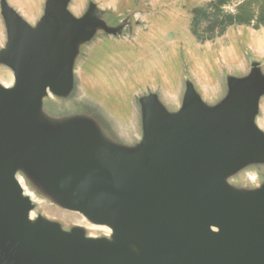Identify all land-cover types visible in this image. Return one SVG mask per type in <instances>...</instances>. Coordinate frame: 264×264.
Returning <instances> with one entry per match:
<instances>
[{"label":"water","instance_id":"95a60500","mask_svg":"<svg viewBox=\"0 0 264 264\" xmlns=\"http://www.w3.org/2000/svg\"><path fill=\"white\" fill-rule=\"evenodd\" d=\"M147 14L44 0L30 21L0 0V264H264V49L237 38L251 61L191 74L178 102L140 95L134 125L79 92L92 45ZM37 196L97 233L37 213Z\"/></svg>","mask_w":264,"mask_h":264},{"label":"rangeland","instance_id":"374dc122","mask_svg":"<svg viewBox=\"0 0 264 264\" xmlns=\"http://www.w3.org/2000/svg\"><path fill=\"white\" fill-rule=\"evenodd\" d=\"M43 1L7 0L30 21L36 20ZM94 1L120 11L129 10V14L148 11L143 29L135 36L103 38L92 45L80 70V94L88 93L106 112L132 125L137 119L136 102L140 95L155 93L166 102H178L179 89L186 80L192 81L191 74L210 84L218 81L221 73L225 78V63L236 62L239 57L248 62L253 59L251 52H244L236 39L241 37V42L248 43L251 39L247 34L258 37L264 31V0ZM193 8H201L204 13L195 22H192ZM237 31L243 35L237 36ZM4 41L0 19V48ZM0 80L10 82L4 68H0ZM170 96H175V100ZM55 107L46 100L45 110L53 111ZM118 124L117 133L125 137L129 126ZM35 204L37 213L47 218L66 226L80 225L89 234L97 233L77 213L59 209L38 196Z\"/></svg>","mask_w":264,"mask_h":264},{"label":"crops","instance_id":"0c3cea01","mask_svg":"<svg viewBox=\"0 0 264 264\" xmlns=\"http://www.w3.org/2000/svg\"><path fill=\"white\" fill-rule=\"evenodd\" d=\"M235 34H239L240 36L243 35V33L240 31L235 32ZM247 35H249V37L251 39V40H249V43L251 45H253L255 47V49H257V50H263L264 49V31L258 37L251 36L250 34H247Z\"/></svg>","mask_w":264,"mask_h":264},{"label":"trees","instance_id":"16d2710c","mask_svg":"<svg viewBox=\"0 0 264 264\" xmlns=\"http://www.w3.org/2000/svg\"><path fill=\"white\" fill-rule=\"evenodd\" d=\"M191 14L193 16L192 22H195L198 17L204 15V13H203L201 8H193L192 11H191ZM262 23H264V20L262 21Z\"/></svg>","mask_w":264,"mask_h":264}]
</instances>
